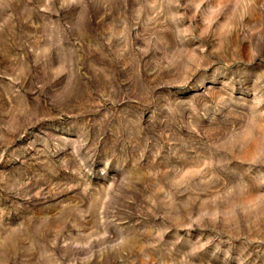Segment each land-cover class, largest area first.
Instances as JSON below:
<instances>
[{"label":"rangeland","instance_id":"1","mask_svg":"<svg viewBox=\"0 0 264 264\" xmlns=\"http://www.w3.org/2000/svg\"><path fill=\"white\" fill-rule=\"evenodd\" d=\"M0 264H264V0H0Z\"/></svg>","mask_w":264,"mask_h":264}]
</instances>
